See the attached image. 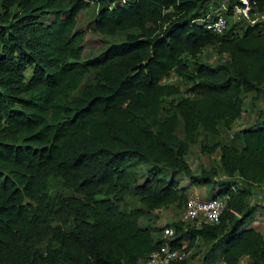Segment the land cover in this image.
I'll use <instances>...</instances> for the list:
<instances>
[{
  "label": "trees",
  "instance_id": "16d2710c",
  "mask_svg": "<svg viewBox=\"0 0 264 264\" xmlns=\"http://www.w3.org/2000/svg\"><path fill=\"white\" fill-rule=\"evenodd\" d=\"M92 1V32H136L81 59L75 16L88 1L0 0V264H136L163 241L140 223L144 213L184 204L186 189L200 185L209 186L206 198L225 199L219 219L172 223L170 246L204 243L201 264H238L243 255L264 264V235L251 226L264 209L253 201L264 185V109L235 131L239 147L201 145L217 148L242 184L186 162L198 134L215 135L241 115L246 93L264 102V19L230 20L214 34L193 20L237 0ZM249 3L264 11V0ZM208 45L222 61L197 59ZM51 179L63 191H50ZM129 194L142 207L121 209Z\"/></svg>",
  "mask_w": 264,
  "mask_h": 264
},
{
  "label": "rangeland",
  "instance_id": "374dc122",
  "mask_svg": "<svg viewBox=\"0 0 264 264\" xmlns=\"http://www.w3.org/2000/svg\"><path fill=\"white\" fill-rule=\"evenodd\" d=\"M89 1V0H86ZM85 9L80 10L75 16V28L81 29L84 31L83 39L81 41L82 51H81V59L90 57L99 51H101L107 44L109 43H119L125 39V35L127 33L136 32L133 30H125L118 31L111 35H101L95 32H92L89 28L85 27L89 21L92 19L95 11L96 5L89 4ZM197 59L201 62H205L208 64H215L217 62L222 61V55L218 54L215 50L214 46H205L200 52L197 54ZM91 76L85 75L80 82L78 89L82 87V85L88 81H90ZM168 82L177 84L180 88H183L182 80L173 74L167 80ZM264 87V83H261ZM252 92H248L245 94V102H244V110L241 115L229 126V128H224L221 123H218V132L215 135L211 136H202L198 134L196 140L193 143L189 144L188 153L186 156V162L188 163L192 172L197 173H208L212 174V178L216 182H224V181H235L238 184H242V180L236 174L235 171H230L225 167H221L219 163V158L217 155V148L214 149L213 152L208 153L202 150L201 145H213L215 142H233V144L237 147L240 146L239 139L235 136V131L246 125L252 121L255 116V111L257 109H264V102L261 99L256 101L250 100V96ZM145 169V165H140L137 173L138 175ZM140 177L137 176L139 180ZM182 183V182H181ZM180 183V184H181ZM48 188L50 191L61 190L60 184L55 179H51L48 183ZM263 186L257 188L256 197H254L253 201L259 200L258 195L262 190ZM209 186L208 185H200V186H189L186 189L187 197L191 195H197L201 198H206L208 194ZM63 191V190H61ZM70 192V190H68ZM119 207L121 209H132L135 207H142L140 202L137 200L135 195H125L121 202H119ZM183 209L182 203H169L165 205H161L157 208H154L151 211H146L143 217L140 219V223L149 224L150 226L157 227L158 229L154 230V236L159 237L160 231L163 226L171 225L174 222H178L185 225H196L193 221H181V213ZM172 226V225H171ZM251 226H253L256 230L261 232L264 235V209H257L251 221ZM47 243V240H44L40 243L39 248L43 249L44 245ZM185 245V244H184ZM205 248V244L201 242L194 243L192 246L187 247L184 250L187 253V258L189 264H201L200 257ZM216 264H220V262H216ZM238 264H248V260L246 256H241L238 260Z\"/></svg>",
  "mask_w": 264,
  "mask_h": 264
},
{
  "label": "built area",
  "instance_id": "2783aa9c",
  "mask_svg": "<svg viewBox=\"0 0 264 264\" xmlns=\"http://www.w3.org/2000/svg\"><path fill=\"white\" fill-rule=\"evenodd\" d=\"M239 3L227 5L226 2L216 7L210 6L203 17L194 19L193 22L200 24L205 30L221 34L233 20L244 24H253L264 19V11L254 10L249 0H237ZM93 4L92 0L88 1ZM229 11V14L226 12ZM263 188L258 195V202H264ZM225 199L222 197L201 198L191 195L186 198L181 213V221H193L196 225L200 223L214 224L218 221L221 211L224 208ZM162 243L157 249L150 251L145 258L138 259L136 264H172L180 262L187 257L186 251L182 248H172L169 240L174 235V229L170 225L163 226L160 231Z\"/></svg>",
  "mask_w": 264,
  "mask_h": 264
},
{
  "label": "crops",
  "instance_id": "0c3cea01",
  "mask_svg": "<svg viewBox=\"0 0 264 264\" xmlns=\"http://www.w3.org/2000/svg\"><path fill=\"white\" fill-rule=\"evenodd\" d=\"M262 194L264 195V191L262 192Z\"/></svg>",
  "mask_w": 264,
  "mask_h": 264
}]
</instances>
